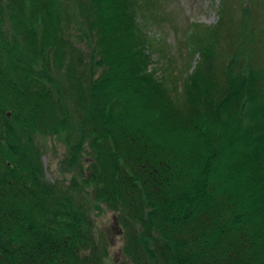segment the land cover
Listing matches in <instances>:
<instances>
[{"label": "trees", "instance_id": "obj_1", "mask_svg": "<svg viewBox=\"0 0 264 264\" xmlns=\"http://www.w3.org/2000/svg\"><path fill=\"white\" fill-rule=\"evenodd\" d=\"M147 9L0 0V264H104L86 187L125 231L120 264H264V64L236 46L221 73L198 28L194 71L157 78ZM42 135L67 170L87 156L80 187L45 181Z\"/></svg>", "mask_w": 264, "mask_h": 264}, {"label": "rangeland", "instance_id": "obj_2", "mask_svg": "<svg viewBox=\"0 0 264 264\" xmlns=\"http://www.w3.org/2000/svg\"><path fill=\"white\" fill-rule=\"evenodd\" d=\"M152 1L159 15L154 9L144 11L148 25L145 32L147 37L156 41L150 54V69L156 72L157 78L165 79L171 75L176 80L184 81L194 71L200 58L196 54H190L188 42L190 34L195 33L198 28L218 31L216 68L221 73L236 46L242 48L239 55L245 60L252 57L264 64V0ZM196 26L198 27L195 28ZM4 29L10 33L9 24ZM248 32H253L255 45L253 42L249 43L243 50V39L240 36L244 33L246 38ZM82 48L87 51L84 45ZM35 144L40 151L47 183L71 188L72 183L76 182L80 187L82 177L86 175L81 172V168L84 170L87 166L86 155L79 166L67 170L64 164L67 147L59 139L42 135L35 138ZM76 194L81 206L87 210L89 220L94 224L95 240L106 250L104 264H120L126 234L119 226L116 213L95 200L92 187L83 188L82 192Z\"/></svg>", "mask_w": 264, "mask_h": 264}]
</instances>
